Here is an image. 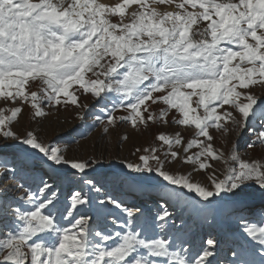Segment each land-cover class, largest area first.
<instances>
[{
  "label": "snow or ice",
  "instance_id": "1",
  "mask_svg": "<svg viewBox=\"0 0 264 264\" xmlns=\"http://www.w3.org/2000/svg\"><path fill=\"white\" fill-rule=\"evenodd\" d=\"M97 125L153 141L59 146ZM0 264H264V0H0Z\"/></svg>",
  "mask_w": 264,
  "mask_h": 264
},
{
  "label": "rangeland",
  "instance_id": "2",
  "mask_svg": "<svg viewBox=\"0 0 264 264\" xmlns=\"http://www.w3.org/2000/svg\"><path fill=\"white\" fill-rule=\"evenodd\" d=\"M107 2H109V0H107ZM84 102L90 104L93 103L88 100H85ZM218 111L222 110L218 109ZM96 112H98V108L94 109L93 114ZM91 123L92 116L88 119V124L91 125ZM79 124L80 122L78 120L73 119V117L63 109H61L59 114L53 115L49 120L44 121L40 125L35 122H29L28 120L22 121V126L24 128L34 129L39 133L41 138L54 143L61 137L68 139V133L78 127ZM152 131L154 130H148L141 133L133 131L130 127L121 126L114 130L110 129L108 134H103L102 126L97 125L95 128L90 130L86 137H76L78 142H74L70 145L60 142L59 146L66 147L68 149L67 154L69 156L86 157L104 153L105 158L110 156L113 159L119 158L134 160L135 157L133 156V153L137 147H147L152 143ZM169 131L172 130L170 129ZM125 136L129 138L123 139ZM254 139L255 137L251 134V130L244 135L243 139H237L236 134L232 132L230 135L220 138L218 146L220 147V150L227 152L231 147V143L235 141L238 146L237 150L241 156L245 158H259L262 154V150L259 145L255 148L247 147V144ZM193 151H195V149H193ZM105 167L107 168L109 165L106 164ZM117 167H119V165H117ZM175 167L180 169L181 174H187V170L190 168V166H182L181 164H175ZM195 179H200V177L197 175L195 176ZM67 194V191H65L64 195L66 196ZM116 194L117 193H113V195ZM132 199H134V197Z\"/></svg>",
  "mask_w": 264,
  "mask_h": 264
},
{
  "label": "bare ground",
  "instance_id": "3",
  "mask_svg": "<svg viewBox=\"0 0 264 264\" xmlns=\"http://www.w3.org/2000/svg\"><path fill=\"white\" fill-rule=\"evenodd\" d=\"M104 2H106V3H107V0H104Z\"/></svg>",
  "mask_w": 264,
  "mask_h": 264
}]
</instances>
